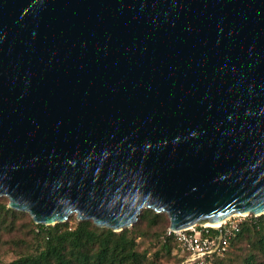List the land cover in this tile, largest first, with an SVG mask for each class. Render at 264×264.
<instances>
[{"label":"water","instance_id":"1","mask_svg":"<svg viewBox=\"0 0 264 264\" xmlns=\"http://www.w3.org/2000/svg\"><path fill=\"white\" fill-rule=\"evenodd\" d=\"M1 194L113 232L264 215V0H0Z\"/></svg>","mask_w":264,"mask_h":264},{"label":"trees","instance_id":"2","mask_svg":"<svg viewBox=\"0 0 264 264\" xmlns=\"http://www.w3.org/2000/svg\"><path fill=\"white\" fill-rule=\"evenodd\" d=\"M7 205V199L0 198V230L13 231L16 222L23 220L33 241H22L24 249L6 264H150L160 253L170 255L173 250L176 264H181L188 255L169 233L167 216L150 209L142 210L131 227L113 232L74 217L53 226L38 225L28 214ZM210 232L218 234L213 229ZM225 258L230 264H264V215L238 221L237 231L208 260L222 264Z\"/></svg>","mask_w":264,"mask_h":264},{"label":"built area","instance_id":"3","mask_svg":"<svg viewBox=\"0 0 264 264\" xmlns=\"http://www.w3.org/2000/svg\"><path fill=\"white\" fill-rule=\"evenodd\" d=\"M236 217L226 219L217 228L194 226L176 232H169L175 241L188 254L181 264H210L208 258L220 249L221 242L225 241L232 232L237 231ZM210 229L216 230L217 235H212Z\"/></svg>","mask_w":264,"mask_h":264},{"label":"rangeland","instance_id":"4","mask_svg":"<svg viewBox=\"0 0 264 264\" xmlns=\"http://www.w3.org/2000/svg\"><path fill=\"white\" fill-rule=\"evenodd\" d=\"M73 217L77 220L74 214L71 215L68 218V220ZM235 217H236L235 218L236 221H240L242 218H244L241 216H235ZM16 223H17L16 225L17 227L13 231L8 230V229L0 230V264H6L14 260L17 257L16 255L17 251L24 249V246H25L24 243H21L22 241H25V242L33 241L32 236L27 232L28 229L24 227L25 222L23 220H18ZM156 250L157 248L152 249L151 252H155ZM232 258L234 259V255L232 256ZM150 264H176L174 250L171 252L170 255H165L164 253H160L158 258L153 263H150ZM222 264H230V261L227 258H225Z\"/></svg>","mask_w":264,"mask_h":264},{"label":"bare ground","instance_id":"5","mask_svg":"<svg viewBox=\"0 0 264 264\" xmlns=\"http://www.w3.org/2000/svg\"><path fill=\"white\" fill-rule=\"evenodd\" d=\"M1 195H3V196H1V198H2V197L7 198V195H6V194H1ZM7 199H8V198H7ZM25 213H28V212H25ZM73 214H74L75 216H77V212H76V211H71V212H69V213L67 214V217H69L70 215H73ZM28 215H29V213H28ZM235 216L246 217V214H242V215L234 214V215H231V216H228V217L224 218L222 221H218V222H214V223H203L202 226H204V227H209V228H218V227L222 224L223 221H225V220L228 219V218L235 217ZM56 221H57V220H53V222H51V223H54V222H56ZM87 221H92V220H87ZM129 225H130V224H128V225H126V226H122V227H120V228H122V229H125V227H128V228H129ZM130 227H131V226H130ZM120 228H118V229H120ZM189 228H191V227H189Z\"/></svg>","mask_w":264,"mask_h":264}]
</instances>
